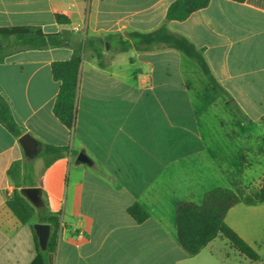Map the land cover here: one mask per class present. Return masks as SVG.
I'll use <instances>...</instances> for the list:
<instances>
[{
    "label": "crops",
    "instance_id": "0c3cea01",
    "mask_svg": "<svg viewBox=\"0 0 264 264\" xmlns=\"http://www.w3.org/2000/svg\"><path fill=\"white\" fill-rule=\"evenodd\" d=\"M172 1L0 0V28L35 26L48 34L69 30L78 42L86 36L149 32L164 24L203 49L212 74L231 97L208 86L216 98L223 96L221 105L237 106L250 126L264 129V0H210L183 21H166ZM56 14L69 24H58ZM72 52L66 46L23 50L0 63V94L24 134L39 142L40 153L43 145L68 148L47 168L44 159L38 166L27 164L19 138L0 123V264H31L37 254L33 225L39 223L41 204L35 207L26 199L33 208L29 217L13 205L28 187L40 189L41 202L59 220L56 249L47 264H261L264 247L257 248L258 237L231 224L258 260H249L222 237L193 256L177 241L175 203L185 201L182 192L187 191L176 187V180L190 177L198 188L206 175L203 142L197 152L180 157L177 148L188 143L162 134L180 128L181 112L189 121L182 127L199 128L189 78L199 74L184 55L173 49L120 52L104 46L99 66L88 47L79 67L71 133L52 111L60 82L50 66ZM80 151L91 166L75 164ZM222 172L217 168V176ZM208 191L199 193L203 197ZM134 202L148 213L140 224L127 213Z\"/></svg>",
    "mask_w": 264,
    "mask_h": 264
},
{
    "label": "trees",
    "instance_id": "16d2710c",
    "mask_svg": "<svg viewBox=\"0 0 264 264\" xmlns=\"http://www.w3.org/2000/svg\"><path fill=\"white\" fill-rule=\"evenodd\" d=\"M88 2L89 0H84ZM244 2L245 0H231ZM210 0H174L165 14L166 21H183L193 12L208 6ZM55 20L60 25L69 24V20L56 14ZM71 47L72 55L64 61L51 63V74L54 80L59 81V90L53 104L55 118L71 133L74 129L76 100L79 81V67L84 51L91 47L98 60L97 64L103 66L102 48L115 46L118 51L126 52L129 49L136 51H155L173 49L190 60L194 61L209 87L219 91L228 99L230 95L216 80L203 55V49L197 48L187 37L179 33L170 32L163 24L149 32L136 30L126 31L124 34L112 33L103 37L86 36L83 40L75 41L73 33L63 30L59 33H44L35 26H12L0 28V63L10 55L23 50H40L46 48ZM236 109L237 106H235ZM264 122V117L262 118ZM0 123L15 137L24 135V130L17 124L5 98L0 94ZM67 147L43 145L40 156L44 159V167H49L52 162L63 157ZM246 205L253 206L264 203V179L261 186L254 192L246 194L243 198ZM239 202V195L235 192L215 188L206 192L199 204L190 201L175 203V224L177 241L181 248L190 256L196 255L208 243L217 237L228 241L231 247L244 255L249 260H258L257 252L248 245L226 222L225 216L229 209ZM13 205L17 210L31 215L33 208L23 195H16ZM129 216L138 224L148 218L147 211L137 202L127 208ZM38 222L50 226V235L44 251L40 250L37 243V254L31 264H47L48 254L56 249V237L59 229L57 215L49 212L44 202L37 209Z\"/></svg>",
    "mask_w": 264,
    "mask_h": 264
},
{
    "label": "rangeland",
    "instance_id": "374dc122",
    "mask_svg": "<svg viewBox=\"0 0 264 264\" xmlns=\"http://www.w3.org/2000/svg\"><path fill=\"white\" fill-rule=\"evenodd\" d=\"M184 59L199 74L198 76L193 73L189 75L194 88L192 100L196 105L199 128L194 129L191 125L182 127L189 121L187 115L181 112L178 123L180 128L173 127L171 132L165 129L162 134L165 139L188 143L177 148L180 157H187L192 152H197L202 145L199 141L203 142L206 154L201 158H205L206 170L203 173L206 175L198 188L192 186L193 179L183 175L176 180L175 185L181 188V191H187L182 192L186 195L183 197L185 201L197 204L201 202L202 193L199 192L202 190L222 187L239 193L240 202L229 211L225 221L233 228L246 230L256 235L257 248L263 250L264 242H262L261 234L264 230V203L247 206L243 203V198L246 194L256 191L264 177V129L257 125L250 126L230 104L227 106L228 109H225V105H221L223 96L216 98V93L208 87L197 64L187 57ZM206 88V94L202 95L203 89ZM164 126L167 128L166 123ZM25 161L27 164L33 161L38 166L41 165L43 158L36 155ZM219 167L223 169V172L217 176ZM195 190L196 192H193ZM261 264H264V261Z\"/></svg>",
    "mask_w": 264,
    "mask_h": 264
},
{
    "label": "water",
    "instance_id": "95a60500",
    "mask_svg": "<svg viewBox=\"0 0 264 264\" xmlns=\"http://www.w3.org/2000/svg\"><path fill=\"white\" fill-rule=\"evenodd\" d=\"M20 145L23 149L24 155L28 158H33L40 153L41 147L39 142L29 134H24L19 138ZM75 164H85L91 166L92 160L83 152L80 151L76 158ZM24 197L35 207L41 204L40 189L37 187H28L22 190ZM38 246L40 250L44 251L47 246L50 235V226L47 223H35L33 225Z\"/></svg>",
    "mask_w": 264,
    "mask_h": 264
},
{
    "label": "built area",
    "instance_id": "2783aa9c",
    "mask_svg": "<svg viewBox=\"0 0 264 264\" xmlns=\"http://www.w3.org/2000/svg\"><path fill=\"white\" fill-rule=\"evenodd\" d=\"M77 31V30H76Z\"/></svg>",
    "mask_w": 264,
    "mask_h": 264
}]
</instances>
